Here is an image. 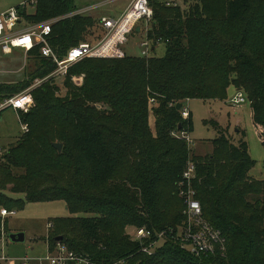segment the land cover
Segmentation results:
<instances>
[{
  "label": "trees",
  "instance_id": "obj_1",
  "mask_svg": "<svg viewBox=\"0 0 264 264\" xmlns=\"http://www.w3.org/2000/svg\"><path fill=\"white\" fill-rule=\"evenodd\" d=\"M180 1L183 6L149 0L154 16L146 34L135 29L131 35L150 40L149 58L127 52L123 59H85L69 69L64 96L55 81L46 80L32 91L35 107L20 112L29 132L0 152V208L20 211L29 203L63 201L71 217L50 223V251L62 244L99 264H264V179L250 175L256 162L245 137L235 144L212 122L220 136L210 155L197 157L185 139L173 136L193 132L192 113L183 119L179 103L226 101L234 87L246 95L264 146V0ZM20 7L24 25L62 18L50 38L61 60L106 33L103 17L101 29L93 31V18L69 16L78 11L73 0ZM260 12L256 23L254 13ZM245 22L241 34L232 30ZM93 32L98 37L88 41ZM158 44L166 46L164 57L152 55ZM29 62L24 81L0 82V99L57 69L39 48ZM83 74L84 86L75 87L71 78ZM150 99L156 103L155 136L148 130ZM55 143L63 144L62 153ZM124 161L131 169L119 178ZM189 162L196 167L193 188L203 217L224 235L223 254L196 257L175 238L186 221L179 183ZM1 227L0 214V238ZM130 227L145 228L152 237L135 240ZM160 233L166 234L161 248L143 252Z\"/></svg>",
  "mask_w": 264,
  "mask_h": 264
},
{
  "label": "rangeland",
  "instance_id": "obj_2",
  "mask_svg": "<svg viewBox=\"0 0 264 264\" xmlns=\"http://www.w3.org/2000/svg\"><path fill=\"white\" fill-rule=\"evenodd\" d=\"M24 1L25 0H0V14L11 11L17 6L22 5ZM73 1L75 8H77L80 15H85L96 21L93 31L101 29V17L117 16L122 9L125 7L127 8L132 2V0ZM162 1L176 6H183V3L180 0ZM258 15H261V12L254 13V16H257L256 23L260 20ZM246 23L247 22L237 23L231 28L234 32L241 34ZM97 27L100 28L97 29ZM137 28H139L138 25L135 29ZM93 36L98 37L97 32H93L88 36V41L94 40ZM258 36L261 38L263 35L259 34ZM143 39L144 35L141 39H137L135 36H129L126 44L127 52L133 56L142 57L140 42H142ZM16 51L21 52V50ZM29 54L30 53L26 54V52L22 51V55L13 53L6 57H0V65L3 69V71L0 72V82L17 84L20 81H24V71L28 70L30 66ZM152 55L159 58L164 57L166 55V46L164 44H158L156 46V51L153 52ZM25 57L27 59V66L22 72H19L18 70L24 64ZM74 78H76L75 81ZM65 80L61 83L55 82L59 88L58 93L61 96L66 94V89L64 88ZM71 83L77 88H82L85 84V75L73 76L71 78ZM236 91L237 90L234 87L229 88L226 101H204L200 99H193L189 102H187L188 100L184 101L186 103L185 106H188L192 113L193 132L182 134L177 132L173 134V136L185 139L188 145V150L191 152L192 156L205 157L212 153V142L220 136L219 131L214 125H212V122H217L225 130V134L231 142L238 144L242 139V136L245 137L249 145L250 155L256 162V166L250 172V175L255 179L261 180L264 179V146L262 145V141L260 140L258 132L253 124L252 111L249 102L239 108L232 106L231 99L234 97ZM103 106L108 107L105 105ZM155 106V101L150 99L149 109L151 111L149 112L148 118V130L153 136L156 135L157 125V118L152 111ZM34 107L35 101L30 110ZM96 107L102 109L98 104ZM23 134L25 133L22 131L20 113L13 109L4 111L0 116V152L7 151ZM130 169L131 168L126 161L122 162L118 174L119 178L127 176ZM3 209L4 208H0V213ZM88 215H92V213H89ZM80 216L85 217L84 215ZM66 217H71V215L63 201L29 203L24 210L17 211L16 215L8 216L6 218L1 217V229L4 230V237L0 238V245H2V247L4 246L6 255L10 258L16 259L18 264H20L24 258L30 259V264H48L46 261L40 259L46 258L50 252L49 243L46 241L49 239L50 233L52 232V228H50L49 225L56 219ZM127 231L135 240H137L135 238L137 231L136 227H130ZM20 232L25 234V242L13 243L9 239V235L11 233Z\"/></svg>",
  "mask_w": 264,
  "mask_h": 264
},
{
  "label": "built area",
  "instance_id": "obj_3",
  "mask_svg": "<svg viewBox=\"0 0 264 264\" xmlns=\"http://www.w3.org/2000/svg\"><path fill=\"white\" fill-rule=\"evenodd\" d=\"M37 0H25L21 9L35 8ZM172 4L168 3V6ZM176 6V5H173ZM74 12L72 15H80ZM154 12L149 4V0H132L131 4L117 18L103 17L101 24L106 31L105 36L97 44L82 43L72 48L68 56L61 60L51 47L50 38L53 32V25L62 18H55L39 24L23 23L20 10L14 8L9 12L0 14V57H6L21 50L30 53L36 48L40 49L41 55L51 58L56 64L57 69L46 79H37L33 85L25 91L6 99H0V116L4 111L13 109L16 112H28L34 104L32 91L34 88L43 84L46 80L52 79L57 83L63 82L69 72V69L85 59H123L127 56L126 44L129 36L139 26L140 31L146 34L149 25L153 19ZM144 22L145 29L141 24ZM125 45V46H124ZM139 46V45H138ZM142 48V57L149 58L152 45L148 38L140 42ZM13 52V53H12ZM27 66V59L24 58V64L18 70L22 72ZM3 69L0 65V72ZM76 78H74V81ZM248 102L244 92H237L231 99L232 106L239 108ZM182 117L188 119L190 116L189 107L182 104ZM23 133L29 132V126L21 121ZM196 179V167L193 162H189L183 173L182 180L179 183V194L184 199V216L186 221L176 233V240L181 243L184 251L196 257H206L218 253H225V239L221 230L216 229L208 223L203 217V210L200 202L195 198L193 188ZM1 217L6 218L17 214V211L1 210ZM51 228V225H49ZM173 233V232H171ZM165 233L158 234V239L144 246L143 252L153 255L158 248H161L165 242ZM4 230H2V238ZM152 237L151 231L145 228H139L136 231L135 238L144 243ZM1 243V242H0ZM50 251V250H49ZM48 264H99L88 256L78 255L67 249L66 246L59 244L55 251H50L49 255L40 259ZM0 264H18L17 260L6 255L4 246L0 245ZM20 264H30V259L24 258Z\"/></svg>",
  "mask_w": 264,
  "mask_h": 264
},
{
  "label": "water",
  "instance_id": "obj_4",
  "mask_svg": "<svg viewBox=\"0 0 264 264\" xmlns=\"http://www.w3.org/2000/svg\"><path fill=\"white\" fill-rule=\"evenodd\" d=\"M140 28H137L136 30L139 32ZM182 104L179 103L177 105V109L181 110L182 109ZM54 148H56L59 152H62L63 149V144L60 143H55L53 144ZM9 239L13 242V243H23L26 240L25 234L24 233H11L9 235ZM62 238H60L59 240H61Z\"/></svg>",
  "mask_w": 264,
  "mask_h": 264
},
{
  "label": "crops",
  "instance_id": "obj_5",
  "mask_svg": "<svg viewBox=\"0 0 264 264\" xmlns=\"http://www.w3.org/2000/svg\"><path fill=\"white\" fill-rule=\"evenodd\" d=\"M124 8V7H123ZM126 7L124 9H122V11H120L117 16H107V17H113V18H117L119 17L124 11H125ZM141 29H139V32H140ZM6 252V251H5Z\"/></svg>",
  "mask_w": 264,
  "mask_h": 264
},
{
  "label": "bare ground",
  "instance_id": "obj_6",
  "mask_svg": "<svg viewBox=\"0 0 264 264\" xmlns=\"http://www.w3.org/2000/svg\"><path fill=\"white\" fill-rule=\"evenodd\" d=\"M77 12V11H76ZM54 26V25H53ZM81 253V252H80Z\"/></svg>",
  "mask_w": 264,
  "mask_h": 264
}]
</instances>
